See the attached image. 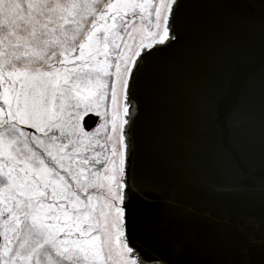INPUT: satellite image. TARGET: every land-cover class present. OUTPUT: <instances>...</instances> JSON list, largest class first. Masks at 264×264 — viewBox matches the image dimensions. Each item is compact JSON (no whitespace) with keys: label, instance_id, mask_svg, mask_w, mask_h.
Wrapping results in <instances>:
<instances>
[{"label":"snow or ice","instance_id":"snow-or-ice-1","mask_svg":"<svg viewBox=\"0 0 264 264\" xmlns=\"http://www.w3.org/2000/svg\"><path fill=\"white\" fill-rule=\"evenodd\" d=\"M184 4L0 0V264H176L146 243L164 213L136 218L156 201L131 157L136 93ZM254 243L208 264H264Z\"/></svg>","mask_w":264,"mask_h":264},{"label":"water","instance_id":"water-1","mask_svg":"<svg viewBox=\"0 0 264 264\" xmlns=\"http://www.w3.org/2000/svg\"><path fill=\"white\" fill-rule=\"evenodd\" d=\"M185 0L179 43L148 65L136 93L131 164L164 213L146 243L176 264L264 247V31L261 0Z\"/></svg>","mask_w":264,"mask_h":264}]
</instances>
